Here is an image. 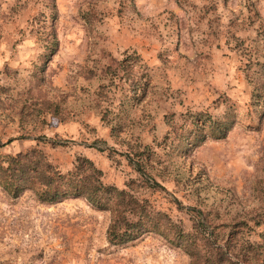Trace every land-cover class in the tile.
Returning <instances> with one entry per match:
<instances>
[{
	"label": "rangeland",
	"instance_id": "374dc122",
	"mask_svg": "<svg viewBox=\"0 0 264 264\" xmlns=\"http://www.w3.org/2000/svg\"><path fill=\"white\" fill-rule=\"evenodd\" d=\"M263 63L264 0H0V154L36 146L62 171L88 157L187 231L206 216L245 223L223 247L264 243ZM227 117L225 137L189 143ZM109 220L80 197L0 190V264H189L156 234L110 243Z\"/></svg>",
	"mask_w": 264,
	"mask_h": 264
},
{
	"label": "trees",
	"instance_id": "16d2710c",
	"mask_svg": "<svg viewBox=\"0 0 264 264\" xmlns=\"http://www.w3.org/2000/svg\"><path fill=\"white\" fill-rule=\"evenodd\" d=\"M53 43L56 44L55 41ZM262 66L261 77L256 81L257 84L260 83V91L262 87L264 89V82H261L264 77V63ZM38 113L40 112L37 111ZM231 126L230 117L208 121L206 126L197 128L189 143L195 145L196 141L208 136L216 139L225 137ZM13 139L14 137H9L5 143H0V147ZM145 148L147 145L143 147ZM130 153L136 155L139 161L132 162ZM140 154L130 148L125 156L149 187H160V184L145 172ZM0 190L12 198L29 191L35 199L46 203L83 198L92 207L109 212L110 220L106 233L112 244L132 242L151 233L180 247L189 255V264H238L228 253L236 259L241 257L242 260L249 261L260 257L264 264V243L244 240L240 244L227 241L224 243L225 248L220 245V233L228 228L245 225L244 222L214 223L204 216V221H199L192 231H187L168 213L155 208L147 198H139L134 192L106 183L102 170L85 156H76L72 168L62 171L36 146L7 156L0 154Z\"/></svg>",
	"mask_w": 264,
	"mask_h": 264
},
{
	"label": "crops",
	"instance_id": "0c3cea01",
	"mask_svg": "<svg viewBox=\"0 0 264 264\" xmlns=\"http://www.w3.org/2000/svg\"><path fill=\"white\" fill-rule=\"evenodd\" d=\"M84 118H82L84 121H91L92 125L96 126L97 128L100 127V128H104L103 131H107L108 128L106 127V125H103L102 124V121L100 120V117H92L90 120L88 119V116L90 115H97L95 113V110L92 109V107H84V113L82 114ZM103 125V126H102Z\"/></svg>",
	"mask_w": 264,
	"mask_h": 264
}]
</instances>
